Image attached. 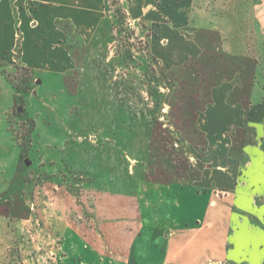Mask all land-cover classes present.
<instances>
[{
	"label": "rangeland",
	"instance_id": "1",
	"mask_svg": "<svg viewBox=\"0 0 264 264\" xmlns=\"http://www.w3.org/2000/svg\"><path fill=\"white\" fill-rule=\"evenodd\" d=\"M150 3L109 0L108 32L52 22L30 72L19 35L1 61L0 264H49L66 227L97 217L121 228L129 199L168 200L190 167L209 162L203 151L241 148L234 115L220 113L221 86L264 87V38L246 27L251 3L224 12L215 0L191 18L203 28L179 34ZM230 19L238 27L221 30ZM246 32L256 44L242 43Z\"/></svg>",
	"mask_w": 264,
	"mask_h": 264
},
{
	"label": "crops",
	"instance_id": "2",
	"mask_svg": "<svg viewBox=\"0 0 264 264\" xmlns=\"http://www.w3.org/2000/svg\"><path fill=\"white\" fill-rule=\"evenodd\" d=\"M214 1L124 0L132 10L144 2L148 8L150 2L157 3L155 9L164 10L177 24L171 29L177 34L178 27L203 28L204 23L195 26L191 18L203 11L210 13ZM216 1L224 12H237L243 2H250L254 20L246 27L259 29L264 38V0ZM108 3L0 0V69L4 68L1 61L9 60L19 35L23 40L21 65L30 72L34 64L29 57L41 51L52 22L89 32L103 26L108 32V25L112 28L105 14ZM221 24V30L238 27L234 19ZM243 34L242 43L256 44L258 38L248 39L249 33ZM60 39L67 43V36ZM164 43L169 45V38L165 37ZM51 45L59 47L58 43ZM240 82L221 86L220 106L224 117L234 115L232 121L237 124L233 135L242 143L239 151H203L209 162L190 167V182L170 186L168 200L158 196L153 200L129 199L121 228H113L110 222L103 224L97 217L91 218V225L66 227L49 264H150L158 250L164 254L162 264H264V243L260 242L264 233V87Z\"/></svg>",
	"mask_w": 264,
	"mask_h": 264
},
{
	"label": "trees",
	"instance_id": "3",
	"mask_svg": "<svg viewBox=\"0 0 264 264\" xmlns=\"http://www.w3.org/2000/svg\"><path fill=\"white\" fill-rule=\"evenodd\" d=\"M116 13H117V16H120V14L119 13H121V11L119 10V9H116ZM122 56H126L127 57V54L125 53V54H122V53H120Z\"/></svg>",
	"mask_w": 264,
	"mask_h": 264
},
{
	"label": "snow or ice",
	"instance_id": "4",
	"mask_svg": "<svg viewBox=\"0 0 264 264\" xmlns=\"http://www.w3.org/2000/svg\"><path fill=\"white\" fill-rule=\"evenodd\" d=\"M260 237H261L260 242H261V243H264V233H261V234H260Z\"/></svg>",
	"mask_w": 264,
	"mask_h": 264
}]
</instances>
